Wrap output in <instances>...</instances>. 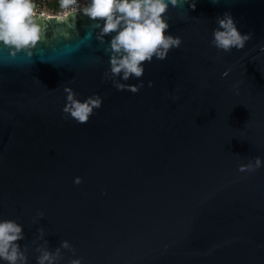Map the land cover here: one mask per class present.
Wrapping results in <instances>:
<instances>
[{"label": "water", "instance_id": "95a60500", "mask_svg": "<svg viewBox=\"0 0 264 264\" xmlns=\"http://www.w3.org/2000/svg\"><path fill=\"white\" fill-rule=\"evenodd\" d=\"M185 7L168 10L180 47L137 92L102 79L96 41L104 58L38 42L0 65V216L25 224L29 264L41 225L84 264H264V167L238 170L264 157V0ZM225 11L251 34L241 49L210 43ZM66 87L104 97L87 122L65 118Z\"/></svg>", "mask_w": 264, "mask_h": 264}, {"label": "clouds", "instance_id": "9594fccd", "mask_svg": "<svg viewBox=\"0 0 264 264\" xmlns=\"http://www.w3.org/2000/svg\"><path fill=\"white\" fill-rule=\"evenodd\" d=\"M186 4L196 8V0H59L62 11L50 15L37 10L36 0H0V50L13 58L0 59V65L23 67L14 62L21 54L29 58L25 64H30L33 54L40 51L38 42L63 43L70 52L87 44L92 51L85 54L86 58L106 57L102 79L110 81L117 91L137 92L144 86L141 77L146 65L153 60H165L172 48L180 47L182 37L170 30L168 10L183 9ZM79 18L88 20L83 37L77 27ZM250 38L249 32L240 30L230 11L216 16L210 40L216 49L224 52L241 49ZM92 41L97 42L104 57L95 54L97 49L92 47ZM133 77L136 82H130ZM147 84L151 87L153 81ZM103 99L97 92L83 95L66 87L62 112L65 118L84 123L102 106ZM261 167H264V157L256 155L241 162L238 170L255 171ZM81 179L74 178V183H80ZM39 215L43 217L44 213ZM24 227L15 217L0 216V264H29L28 245L21 243L26 235ZM37 233L40 242L34 241L35 264H62L64 250L73 253L67 264H84L70 240L62 239L50 247L42 225Z\"/></svg>", "mask_w": 264, "mask_h": 264}, {"label": "rangeland", "instance_id": "374dc122", "mask_svg": "<svg viewBox=\"0 0 264 264\" xmlns=\"http://www.w3.org/2000/svg\"><path fill=\"white\" fill-rule=\"evenodd\" d=\"M57 3L59 0H36L37 9L45 12L55 11Z\"/></svg>", "mask_w": 264, "mask_h": 264}, {"label": "built area", "instance_id": "2783aa9c", "mask_svg": "<svg viewBox=\"0 0 264 264\" xmlns=\"http://www.w3.org/2000/svg\"><path fill=\"white\" fill-rule=\"evenodd\" d=\"M38 10V9H37ZM38 11H40V10H38ZM62 11V9H60V7L58 6V8H56L55 9V11H53V12H46V13H48V14H50V15H55V14H57L58 12H61ZM43 12H45V11H43Z\"/></svg>", "mask_w": 264, "mask_h": 264}, {"label": "trees", "instance_id": "16d2710c", "mask_svg": "<svg viewBox=\"0 0 264 264\" xmlns=\"http://www.w3.org/2000/svg\"><path fill=\"white\" fill-rule=\"evenodd\" d=\"M58 6H59V3L56 4V8H58ZM56 8H55V9H56Z\"/></svg>", "mask_w": 264, "mask_h": 264}]
</instances>
